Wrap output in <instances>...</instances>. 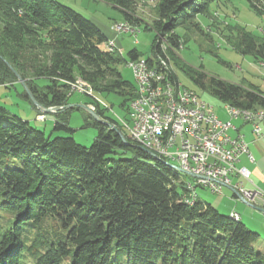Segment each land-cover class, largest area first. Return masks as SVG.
I'll use <instances>...</instances> for the list:
<instances>
[{"label": "trees", "instance_id": "trees-1", "mask_svg": "<svg viewBox=\"0 0 264 264\" xmlns=\"http://www.w3.org/2000/svg\"><path fill=\"white\" fill-rule=\"evenodd\" d=\"M104 1L119 8L126 21L140 23L135 0ZM247 1L264 13V0ZM220 3L159 0L157 18L147 24L154 33L149 58L172 59L191 81L226 104L264 110L259 86L208 77L174 52L183 43L176 28L201 30L197 17L212 16ZM227 29L237 51L264 62V38L241 26ZM107 43L91 19L59 0H0V56L38 102L45 107L68 104L69 85L79 78L95 95H87V103L129 142L90 115L83 127L98 128L90 147L72 135L52 137L0 104V206L15 214L0 232V264H27L29 258L20 260L27 255L31 264H264L258 231L192 196L189 182L178 185L179 170L131 141L100 105L96 94L123 96V108L134 95V84L119 70L125 58ZM128 54L141 56L137 49ZM173 78L178 79L175 71ZM17 81L0 58V85L18 91L13 87ZM17 94L40 113L24 89ZM69 113L55 114L53 131H75ZM48 219L55 225L45 227Z\"/></svg>", "mask_w": 264, "mask_h": 264}, {"label": "rangeland", "instance_id": "rangeland-1", "mask_svg": "<svg viewBox=\"0 0 264 264\" xmlns=\"http://www.w3.org/2000/svg\"><path fill=\"white\" fill-rule=\"evenodd\" d=\"M59 1L73 7L87 18L92 19L102 29L108 28L112 30V25L115 22L126 21L124 14L119 8L104 0ZM135 1L138 3L135 9V17L140 21V23L137 24L139 30L138 35L134 36V34L128 32L116 33L112 30L113 36L111 37L116 39L119 46L116 47L117 51L114 50L113 52L121 55L126 60V63L119 66V70L123 79L131 83H134V77L131 68L127 64L129 61L128 52L132 49H137L142 57L151 56V44L154 33L147 28V24L152 23L157 18L156 8L159 0ZM220 5L218 9H215L217 11L214 10L212 16L206 17L204 15H199L197 17L201 25V30L187 29L184 26H178L176 28V32L181 36L183 43L181 48L174 52H176L180 61L194 68H201L208 77L215 76L245 85L255 84L264 90V62L255 59L250 54L240 53L233 46V42L227 39L231 33L227 29V25L244 27L247 31L255 35L256 38L263 39L264 13H258L255 9L251 8L247 0H221ZM111 38L108 39V41H111ZM119 49L122 50V54L119 52ZM170 67L177 73L178 79L184 86L196 91L202 99L206 100L214 107L215 111L218 112L220 116L223 114L225 106L227 105L225 102L213 95L208 88H202L191 81L172 59ZM41 83H45V81H41ZM76 84L80 85V87L89 89L79 78L76 79ZM13 87H16L18 91L24 89L19 81L13 83ZM91 90L93 92L92 88ZM18 91L14 88L0 85V103L7 104L10 110L15 111V113L19 114L24 120H29L33 127L43 130L47 135L52 134V137L56 135H72L77 143L86 147L92 145L98 135V128L94 126L83 127L84 121L86 119L90 120V118H88L90 114L77 106L79 104H86L89 106L90 103L87 102L90 100V97H88L87 94L70 92V88L68 91V95L70 96L68 104H75L73 107L76 108L72 109L73 107H70L57 112L70 111L69 126L75 131L69 133L53 131L56 113L45 114L40 110V113L37 112L27 100L17 94ZM96 98L107 104L109 107V114L116 120L119 117L126 118L127 106L125 108L120 106V103L123 101V96L114 93L107 95L96 94ZM42 116L44 119L40 118ZM235 123H238L237 120H235ZM239 123L244 124L241 119H239ZM244 127L245 130L251 131L250 124H244ZM257 142H260V146H264V140H257ZM177 174L179 175L178 185L194 181L193 177L184 172L179 171ZM196 193L199 200L209 202L216 208L217 204L222 202L223 204L221 207L218 206L219 209H217L222 213L228 214V190L226 188L223 194H217L207 188L197 187ZM14 217V213L0 206V232L4 231L12 224ZM245 221L248 220L246 219L244 222ZM49 225L54 226L55 224L52 220L48 219L44 222V226L48 227ZM248 226L252 229L250 224ZM262 239L264 240V233L262 234ZM28 258L27 264H31L30 255L26 257L21 256L20 260L25 261V259ZM68 262L69 260H65L63 264H68Z\"/></svg>", "mask_w": 264, "mask_h": 264}, {"label": "built area", "instance_id": "built-area-1", "mask_svg": "<svg viewBox=\"0 0 264 264\" xmlns=\"http://www.w3.org/2000/svg\"><path fill=\"white\" fill-rule=\"evenodd\" d=\"M112 30L134 36L136 33L122 22H115ZM109 46L119 47L114 38ZM143 64H151V72H143ZM129 67L134 77V95L128 102L126 118H117L127 137L145 150L186 166L194 178L190 183L196 188L223 194L226 187H232L251 204L264 206V188L253 181L250 169L238 166L243 156L254 161L249 143L240 133L231 134L236 130L233 121L241 119L250 124L255 140L264 139V115L241 117L226 110L228 119L223 120L196 91L173 78V72L164 63L137 56L129 58ZM70 92L95 96L89 89L71 88ZM98 101L109 108L104 101ZM89 107L95 110L94 105Z\"/></svg>", "mask_w": 264, "mask_h": 264}, {"label": "crops", "instance_id": "crops-1", "mask_svg": "<svg viewBox=\"0 0 264 264\" xmlns=\"http://www.w3.org/2000/svg\"><path fill=\"white\" fill-rule=\"evenodd\" d=\"M100 29L105 33L108 39H110L113 36L112 30L108 28H105V29L100 28ZM0 104H3V103H0ZM3 105L7 106V104H3ZM11 111L15 112L13 110ZM218 116L220 118L222 117L221 119L223 120L228 119V115L225 109L223 111V114H221V116L218 114ZM236 120L238 123H235V120L233 121V123L236 126V130H232L231 134L237 135L240 133L241 135H243L244 139L249 143V149L254 156V161H250L246 156L241 157L238 163V166H246L248 169H250L251 177L253 181L259 186L264 188V146H260L261 145L260 142H257V140H255L252 130L251 131L245 130L244 124L246 123L240 124L239 119H236ZM259 140H264V139H259ZM246 186H249L248 183H246ZM226 189L228 190V195H227V199H228L227 209L229 210L228 214H230L232 210H235L236 212L239 213L242 221L247 219L248 221H245V223L247 225L250 224L252 226V229H255L256 231H258L262 236V234L264 233V214L252 208L248 204L244 203L237 196V194L233 191L232 188L226 187ZM222 204H223L222 202L218 203L217 208L219 209L218 206L221 207Z\"/></svg>", "mask_w": 264, "mask_h": 264}, {"label": "bare ground", "instance_id": "bare-ground-1", "mask_svg": "<svg viewBox=\"0 0 264 264\" xmlns=\"http://www.w3.org/2000/svg\"><path fill=\"white\" fill-rule=\"evenodd\" d=\"M122 23L124 24L125 27H131V29H134L136 31L135 36L138 35V31L139 30H138L137 25H134L133 23H131L129 21H125V22H122ZM110 44H111V41H108V43H107L108 49L110 51L116 50V47H110L109 46ZM161 47L163 49H165V45L164 44H161ZM119 52L122 54V50L121 49H119ZM151 62L152 63H159V62L164 63L167 66V68H169L170 71L173 72V70L170 67V61H168V60H165V59H163L161 57L155 56V57L151 58ZM127 64L129 66V61L127 62ZM143 72H151V64H143ZM72 88L73 89H87L86 87H80V85H77V84H73ZM225 109L226 110H232L235 113L236 116H241V117H258L260 114L264 115V110H255V111H253V110H248V109H245V108H238V107H235V106H231L229 104H227L225 106ZM134 143L138 144L137 142H134ZM138 145H140L143 148V145H141V144H138ZM150 152L156 154L160 158H163V159L167 160L170 164H172L179 171L184 172L186 174L189 173L186 166L178 164V163H175L174 160H171L169 158L162 157V156L159 155V153H155L154 151H150ZM188 175H190V174H188ZM188 189L190 190V193H191L192 196H197L195 184H191L189 182L188 183ZM230 214H231V217H233L234 219L238 220L240 218L239 213L231 212Z\"/></svg>", "mask_w": 264, "mask_h": 264}, {"label": "water", "instance_id": "water-1", "mask_svg": "<svg viewBox=\"0 0 264 264\" xmlns=\"http://www.w3.org/2000/svg\"><path fill=\"white\" fill-rule=\"evenodd\" d=\"M0 58L11 68V70L14 72V74L16 75L19 83L23 86L24 90L26 91L27 95L29 96L30 100L33 102V104L36 106V108L38 110H40L41 112L47 114H52V113H57L58 111H62L64 109L73 107L75 104H66L63 106H52V107H45L42 104H40L38 102V100L35 98V96L33 95V93L31 92V90L29 89L26 81L22 78V76L11 66V64L9 62H7L4 58H2L0 56ZM79 108L84 109L85 111H87L95 120H97L98 122L108 126L111 129H114L122 138V140L125 143H129L127 141V138L125 137V135L123 134V132L117 127L115 126L113 123H111L110 121L102 118L95 110L91 109L88 105L86 104H79L77 105ZM140 147V146H139ZM141 148V147H140ZM143 149V148H142ZM145 150V149H144ZM147 153L151 154L152 156H154V154L152 152H150L149 150H145ZM189 174V173H188ZM192 175V174H191ZM232 188V187H230ZM233 189V188H232ZM233 191L237 194V196L246 204H248L249 206H251L252 208L262 212L264 214V206H259V205H254L251 204L246 198H244L242 196V194H240L238 191H236L235 189H233Z\"/></svg>", "mask_w": 264, "mask_h": 264}]
</instances>
